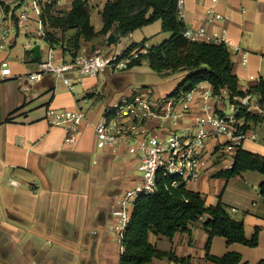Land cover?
<instances>
[{"label":"crops","instance_id":"1","mask_svg":"<svg viewBox=\"0 0 264 264\" xmlns=\"http://www.w3.org/2000/svg\"><path fill=\"white\" fill-rule=\"evenodd\" d=\"M73 1L56 0L49 4L50 12L65 15L72 9ZM87 1L92 6L91 24L100 32L104 26L102 11L108 0ZM210 7L223 13L225 19L207 23L206 11ZM182 16L188 27L205 24L210 32L227 34L232 42L228 49L241 90L246 91L259 78H264V0H184ZM8 21L12 23L10 18ZM36 28L35 21L25 28H16L10 52L0 51V69L2 59L8 55L13 71L12 77L0 83V264H120L123 248L110 229V225L118 222L111 212L118 206L114 195L141 180L138 174L141 155L131 154L124 145L116 149L98 148L94 125L116 99L142 85L143 80H136L134 74L144 72L137 66L126 70L108 67L95 76H85L72 87L57 81L51 73H44L35 81L27 78L19 84L16 77L35 71L38 61L47 55L48 43H43L44 46L41 43L40 58L24 47ZM108 35L99 33L91 40L81 38L78 53L112 54L133 42L145 40L149 46L169 36L163 32L161 20L120 37L115 46L107 43ZM23 36L25 41L20 47ZM56 36L67 47L55 48L58 61L70 59L77 29H59ZM238 45L240 50L236 49ZM246 53L248 61L244 63ZM138 67L157 73L148 61ZM185 73L172 74L179 81ZM77 74L75 71L72 75ZM153 87L156 97L168 95ZM196 87L201 91L214 89L206 81ZM258 100V96L252 97L249 111L259 118L247 122L248 130L254 131L258 140L248 139L226 150L224 147L230 143L228 136L209 139L200 178L186 183L188 188L200 192L207 204L221 200L230 217L244 222L248 238L258 230L257 246L229 243L223 236H215L210 244L211 254L238 252L248 264L264 259V195L260 192L264 175L248 170L228 179L217 173L233 165L239 146L264 152V109ZM211 104L218 110L225 108L231 104L229 92L224 89L221 98ZM50 107L82 109L92 125L82 126L76 141L68 143L66 128L52 125L47 119ZM204 115L203 103L196 99L189 112L176 121L154 116L146 121L145 128L157 135H164L171 128L185 132ZM241 122L246 123L243 119ZM10 177H15L19 185H11ZM205 219L193 223L191 232L178 231L172 238L151 233L150 240L163 251L191 257L193 264H217L206 258ZM147 264L181 263L154 258Z\"/></svg>","mask_w":264,"mask_h":264},{"label":"built area","instance_id":"2","mask_svg":"<svg viewBox=\"0 0 264 264\" xmlns=\"http://www.w3.org/2000/svg\"><path fill=\"white\" fill-rule=\"evenodd\" d=\"M55 1L0 0V51L10 52L16 28H25L31 21L36 22L37 28L25 41V49L32 52L35 44L48 43V36L54 32V28L46 19L44 12L46 6ZM183 4L184 0H180L181 10ZM206 12L207 23L225 19V15L214 7L208 8ZM8 15L12 23L8 21ZM184 35L193 40L223 42L227 45L232 43L225 32H210L205 24L195 28L187 27ZM236 49L240 50V46H236ZM124 50L112 54L101 51L92 54L77 53L68 60L58 61V51L49 45L46 57L38 61V68L35 71L19 74L16 79L19 84H23L27 78L35 81L44 73H51L57 81L62 80L72 87L82 82L85 76H95L108 67L118 70L126 69L133 58L147 53L148 44L139 46L126 55H123ZM247 61L246 53L243 62ZM75 71L78 74L73 76ZM12 76L13 71L7 55L1 61L0 83ZM252 97L248 94L239 99L248 107V110ZM220 98L221 95H216L212 91H201L197 87L161 97H156L151 88H143L129 95H121L107 107L105 113L94 125L98 148L110 146L116 149L124 145L131 154L141 155L140 169L143 171L141 180L133 187L114 195L118 206L111 212L118 218V222L110 225V229L114 231L121 248H124L123 238L132 219L135 201L140 195L153 194L157 190L160 172L178 176L179 182L195 181L202 174L209 139H217L222 135L228 136L230 143L224 147L226 150H231L248 139L258 140L254 131L243 129L244 123L241 122L243 118L237 116L239 106L231 103L219 110L212 106V101ZM196 99L202 101L205 115L187 131L181 132L171 128L164 135H157L145 128L146 121L154 116H164L176 121L189 112L192 102ZM47 119L52 125L66 128L68 134L65 141L68 143L76 141L82 126L92 125L82 109L50 107L47 110ZM179 182L173 183L177 185ZM9 183L19 185L15 177H10Z\"/></svg>","mask_w":264,"mask_h":264},{"label":"trees","instance_id":"3","mask_svg":"<svg viewBox=\"0 0 264 264\" xmlns=\"http://www.w3.org/2000/svg\"><path fill=\"white\" fill-rule=\"evenodd\" d=\"M180 0H108L104 5L102 16L104 26L100 32L91 24L92 6L87 0H74L73 7L65 15H54L50 12L51 5L45 9V17L54 28L48 36L51 47L67 48L56 36L59 29H77V36L72 43V54L78 53L80 39L91 40L99 33H114L117 39L132 33L135 29L162 21L163 32L169 36L160 43L148 46L147 53L133 58L127 68H132L148 61L150 67L158 74H169L185 71L184 79L172 94L181 90L193 89L201 82L213 85V92L221 95L226 89L230 102L239 106L237 116L246 123L243 129H249L247 122L259 117L248 110L238 97L248 94L258 96V104L264 109V78H259L246 91L241 90L238 76L234 72V62L228 45L203 40L189 39L184 35L188 27L182 16ZM146 41L133 42L128 45L123 55L143 46ZM253 170L264 175V152H254L239 146L233 165L217 174L226 178L241 175ZM176 175H158L157 190L153 194H142L135 201L132 219L123 238V251L120 264H147L154 258H168L181 264H193L191 257L178 256L174 252L163 251L150 240V234L172 238L178 231L191 232L193 223L201 218L206 219L203 226L208 232L206 258L217 264H248L238 252L229 251L223 256L210 253V244L215 236L225 237L229 243L239 242L249 246L258 245L257 232L248 238L243 221L228 215L221 200L217 204H207L203 195L179 182ZM260 192L264 195V181L260 184ZM257 264H264L261 259Z\"/></svg>","mask_w":264,"mask_h":264},{"label":"rangeland","instance_id":"4","mask_svg":"<svg viewBox=\"0 0 264 264\" xmlns=\"http://www.w3.org/2000/svg\"><path fill=\"white\" fill-rule=\"evenodd\" d=\"M24 41H25V37L23 36L19 41L20 47ZM115 44L116 43H114L112 45L115 46ZM42 45L44 46L43 43H42ZM138 66L139 65H137V69L142 70L144 73L143 74H134V77L136 78V80H143L142 85H140L138 87V89H136V90H139V89L142 90L143 88L154 89L153 86H157V88H159L160 93L168 92L167 94L170 95L177 88L179 83L184 79V77L186 75V73L184 74V76L182 75L181 79L178 81L176 76L172 73L161 75V74L154 73L151 70H147L146 68H142V67H138ZM141 66H142V64H141ZM126 69H130V68H126ZM126 69H123V70H126ZM126 72L128 73V70ZM129 73H130L129 76L133 77L132 73L131 72H129ZM168 95H163V96H168ZM138 174L140 176H143V171L139 170ZM257 235H258V232H257Z\"/></svg>","mask_w":264,"mask_h":264},{"label":"water","instance_id":"5","mask_svg":"<svg viewBox=\"0 0 264 264\" xmlns=\"http://www.w3.org/2000/svg\"><path fill=\"white\" fill-rule=\"evenodd\" d=\"M118 41L116 34L114 33H110L107 37V43L109 45H112L114 43H116ZM33 52H34V56L37 58L41 57V48H40V44H35L34 47L32 48Z\"/></svg>","mask_w":264,"mask_h":264}]
</instances>
